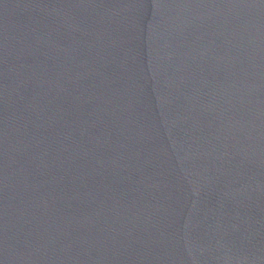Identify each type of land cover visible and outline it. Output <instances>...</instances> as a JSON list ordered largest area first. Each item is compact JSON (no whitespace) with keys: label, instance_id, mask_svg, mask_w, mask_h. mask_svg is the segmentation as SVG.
Here are the masks:
<instances>
[{"label":"water","instance_id":"water-1","mask_svg":"<svg viewBox=\"0 0 264 264\" xmlns=\"http://www.w3.org/2000/svg\"><path fill=\"white\" fill-rule=\"evenodd\" d=\"M0 264H264V0H0Z\"/></svg>","mask_w":264,"mask_h":264}]
</instances>
